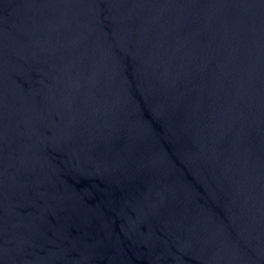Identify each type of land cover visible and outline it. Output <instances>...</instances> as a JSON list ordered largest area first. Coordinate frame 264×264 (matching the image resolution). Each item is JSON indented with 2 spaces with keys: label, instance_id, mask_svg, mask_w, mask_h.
<instances>
[{
  "label": "water",
  "instance_id": "obj_1",
  "mask_svg": "<svg viewBox=\"0 0 264 264\" xmlns=\"http://www.w3.org/2000/svg\"><path fill=\"white\" fill-rule=\"evenodd\" d=\"M0 264H264V0H0Z\"/></svg>",
  "mask_w": 264,
  "mask_h": 264
}]
</instances>
